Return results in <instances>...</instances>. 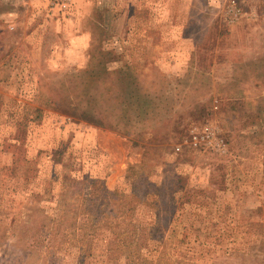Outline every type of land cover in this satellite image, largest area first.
Wrapping results in <instances>:
<instances>
[{
    "label": "rangeland",
    "instance_id": "374dc122",
    "mask_svg": "<svg viewBox=\"0 0 264 264\" xmlns=\"http://www.w3.org/2000/svg\"><path fill=\"white\" fill-rule=\"evenodd\" d=\"M201 1L0 0V264H264V0Z\"/></svg>",
    "mask_w": 264,
    "mask_h": 264
},
{
    "label": "trees",
    "instance_id": "16d2710c",
    "mask_svg": "<svg viewBox=\"0 0 264 264\" xmlns=\"http://www.w3.org/2000/svg\"><path fill=\"white\" fill-rule=\"evenodd\" d=\"M117 72V74H122L124 76H129L128 75V72L125 71V70H119V71H115ZM88 73H91V71L89 70L87 72ZM116 73L112 72V71H104L102 72V79L103 80H107L108 78L110 79H118L115 75ZM105 76V77H104ZM83 80V78H82ZM119 80V79H118ZM93 81L92 79V76L90 75L89 77H87L84 81V84L85 87L83 89H88L89 90V93H88V98L86 101H80L78 102V104L76 105V107L74 109H71L73 111V113H70L74 116H77L79 117L80 119H83V121H86L88 123H93V124H99V125H104V123H106L108 121H106V119L104 118L105 116L103 115L102 117H99L97 118L96 115L98 114H105V112H109L107 107L109 106L108 104V101H90L91 99V96H92V90H93V86H100V87H110V83H107L106 86L104 84H101L100 81L98 80L97 83H95L94 85H91V82ZM111 90H114L113 89H109V92L108 94H112L111 93ZM140 90H137L134 91L135 92V95L137 97H140V93H139ZM125 92H127V88H126V85H125ZM141 92V91H140ZM112 102V101H110ZM151 104V109H153V104L152 102H150ZM117 105H121L120 108H116ZM52 106V105H51ZM0 107H2V109H0V113L2 112H5L4 108H7L6 106H3L0 104ZM36 112H39L37 109H35ZM128 113L130 114V108H129V105L127 104H123L121 102H112V105H111V113L110 115L114 118L116 124H121V122L119 121V118L123 121V124L126 126V127H123L121 128L120 130L123 131L125 134H128V128H132L134 127L135 125H138L140 124L142 121H136V119H130V117L128 116ZM136 122V123H135ZM117 125L114 126V128L116 127ZM17 140L18 139H14L13 141L15 142V145H17ZM177 180H182L184 178L182 177H177L176 178ZM142 183V185L144 187L140 188V184ZM135 185H138V189ZM135 186L133 188V193L132 195L130 196H127V202L130 204L131 202H136V203H145V199H147L148 197L150 196H153V195H156L157 194V188L158 185L156 183H153L151 182L148 177H146L145 175H141L138 180L135 181L134 185ZM156 188V189H155ZM114 198L118 197L116 194L113 195ZM171 198H169V201H167L166 203V206L170 207V201ZM155 209H157L155 207ZM113 214H116V210L113 209L111 211ZM118 212H121V211H118ZM128 210L125 211L123 217H124V221H127V224L130 225L129 221H128V216H126V214H128ZM171 216V215H169ZM169 218V217H167ZM158 219H160V216L158 215ZM128 225V226H129ZM130 239V237L126 238L125 240H128ZM125 242H128V241H125ZM125 246H122V249H124ZM128 248H130V245H128ZM132 251V248L129 250V252ZM131 264V263H129Z\"/></svg>",
    "mask_w": 264,
    "mask_h": 264
},
{
    "label": "crops",
    "instance_id": "0c3cea01",
    "mask_svg": "<svg viewBox=\"0 0 264 264\" xmlns=\"http://www.w3.org/2000/svg\"><path fill=\"white\" fill-rule=\"evenodd\" d=\"M209 1V0H208ZM224 0H221V4ZM198 1H191L190 3L186 4L188 6V8L192 9L194 6H196ZM203 5L200 6V10H202L201 13L205 14L206 12H210V11H214L211 4H209V2L207 1H201ZM211 6V7H210ZM221 11L224 12L225 11V5H221ZM200 13V14H201ZM206 15V14H205ZM201 17V16H200ZM200 19H205L204 17L200 18ZM207 24H209L208 20L205 19ZM180 21V20H179ZM177 25H191V23L189 21H185V23H176ZM197 24H200V23H194L193 25H197ZM187 38H183V41L186 40ZM198 37H197V34L194 35V37H190L189 41L191 42H194V40H197ZM186 55L185 54H181V55H178V57H185Z\"/></svg>",
    "mask_w": 264,
    "mask_h": 264
},
{
    "label": "built area",
    "instance_id": "2783aa9c",
    "mask_svg": "<svg viewBox=\"0 0 264 264\" xmlns=\"http://www.w3.org/2000/svg\"><path fill=\"white\" fill-rule=\"evenodd\" d=\"M230 12H233L234 15L236 16L237 14L235 13V10H231ZM233 13H231L233 15ZM235 18V17H234ZM235 20V19H234Z\"/></svg>",
    "mask_w": 264,
    "mask_h": 264
}]
</instances>
